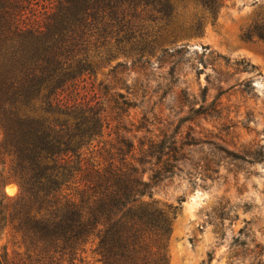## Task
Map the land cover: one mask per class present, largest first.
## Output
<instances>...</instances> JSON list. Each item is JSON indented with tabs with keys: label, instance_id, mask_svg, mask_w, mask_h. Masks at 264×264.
Here are the masks:
<instances>
[{
	"label": "trees",
	"instance_id": "trees-1",
	"mask_svg": "<svg viewBox=\"0 0 264 264\" xmlns=\"http://www.w3.org/2000/svg\"><path fill=\"white\" fill-rule=\"evenodd\" d=\"M222 5L0 0V231L25 246L28 264H89L84 252L93 238L101 264H168L164 241L178 205L167 211L145 199L161 170L147 180L141 164L154 150L170 152L151 138L130 141L129 95L97 90L88 78L100 55L94 51L113 40L131 63L149 65L179 32L202 33L204 15L215 19ZM244 35L264 39V16ZM10 180L14 194L4 188ZM0 264L16 263L2 253Z\"/></svg>",
	"mask_w": 264,
	"mask_h": 264
},
{
	"label": "rangeland",
	"instance_id": "rangeland-1",
	"mask_svg": "<svg viewBox=\"0 0 264 264\" xmlns=\"http://www.w3.org/2000/svg\"><path fill=\"white\" fill-rule=\"evenodd\" d=\"M221 2L215 19L204 15L202 33L179 32L149 65L131 63L113 40L94 51L88 78L97 90L129 95L130 141L151 138L170 152L154 150L141 164L147 180L161 170L145 199L167 211L178 205L164 241L168 264H264V39L244 35L264 16V0ZM119 61L126 63L115 69ZM4 188L14 194L18 184ZM96 243L86 245L89 264H101ZM2 253L16 264L31 261L9 231H0Z\"/></svg>",
	"mask_w": 264,
	"mask_h": 264
},
{
	"label": "bare ground",
	"instance_id": "bare-ground-1",
	"mask_svg": "<svg viewBox=\"0 0 264 264\" xmlns=\"http://www.w3.org/2000/svg\"><path fill=\"white\" fill-rule=\"evenodd\" d=\"M9 191H13V189H14V186L13 185H11V186H9Z\"/></svg>",
	"mask_w": 264,
	"mask_h": 264
}]
</instances>
